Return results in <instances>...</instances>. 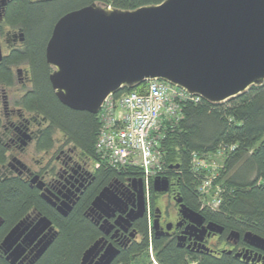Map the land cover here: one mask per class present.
I'll return each mask as SVG.
<instances>
[{
	"label": "flooded vegetation",
	"instance_id": "flooded-vegetation-1",
	"mask_svg": "<svg viewBox=\"0 0 264 264\" xmlns=\"http://www.w3.org/2000/svg\"><path fill=\"white\" fill-rule=\"evenodd\" d=\"M66 1L0 0V181L20 182L35 198L19 221L31 227L42 216L49 219L51 243L62 224L77 222L78 264L95 243L84 264H94L109 245L118 250L109 264L126 255L132 259L134 248L144 240V225L146 252L154 264L157 254L166 251L175 252L185 264L222 256L242 264H264V250L245 239L249 230L241 221L228 216L219 220L212 214L216 210L205 212L196 203H187L177 165H169L160 175L168 180L165 191L145 189L140 171L113 172L71 137L68 111L58 104L49 78L53 67L46 59L56 21L78 9L64 11ZM47 233L51 231L44 230L26 246L25 255L30 257Z\"/></svg>",
	"mask_w": 264,
	"mask_h": 264
},
{
	"label": "water",
	"instance_id": "water-1",
	"mask_svg": "<svg viewBox=\"0 0 264 264\" xmlns=\"http://www.w3.org/2000/svg\"><path fill=\"white\" fill-rule=\"evenodd\" d=\"M46 59L57 99L73 110L97 114L121 88L153 79L208 102H225L264 83V0H162L132 10L92 2L56 21ZM167 186V178H153V190ZM3 222L0 216V227ZM46 229L51 233L25 255L26 246ZM53 237L46 217L31 227L21 220L3 237L0 251L10 264H34ZM245 239L264 250V237L249 231ZM117 253L109 245L94 264H109Z\"/></svg>",
	"mask_w": 264,
	"mask_h": 264
},
{
	"label": "trees",
	"instance_id": "trees-1",
	"mask_svg": "<svg viewBox=\"0 0 264 264\" xmlns=\"http://www.w3.org/2000/svg\"><path fill=\"white\" fill-rule=\"evenodd\" d=\"M162 0H67L66 9L83 7L92 2L108 4L120 9L132 10ZM59 13V12H58ZM55 13L54 19L58 15ZM145 82L123 91H141ZM68 111V126L71 137L84 144L87 151L97 159L95 143L99 130L96 114L73 110L58 102ZM181 116L177 120L166 121L162 131L164 138L161 149L164 154L162 174L169 165L178 166L179 185L187 203L197 204L204 211L212 212L217 219L228 216L238 219L243 227L264 237V83L251 86L242 94L225 102L212 103L201 99L198 103L183 104ZM226 146L222 168L212 180L220 187V202L216 207L202 203L204 194L199 185L208 174L207 169L195 170L192 166V153L205 156ZM98 160V159H97ZM103 167H106L102 164ZM108 168V167H106ZM110 169V168H109ZM113 172H134L137 169H112ZM150 190L152 186L150 183ZM35 203L28 188L17 181H0V216L5 220L0 229V242L11 226L22 219ZM66 224V225H65ZM61 225L59 236L34 264H78L81 244L78 238V224L71 221ZM144 240L133 250L132 259L126 256L117 264H148L146 252L147 227L142 230ZM173 251L158 253L156 264H185ZM0 264H10L0 251ZM197 264H242L228 257H204Z\"/></svg>",
	"mask_w": 264,
	"mask_h": 264
},
{
	"label": "built area",
	"instance_id": "built-area-1",
	"mask_svg": "<svg viewBox=\"0 0 264 264\" xmlns=\"http://www.w3.org/2000/svg\"><path fill=\"white\" fill-rule=\"evenodd\" d=\"M201 99L161 79L146 81L141 91L110 95L96 114L100 123L95 143L98 162L115 170L137 169L148 189L149 180L162 173L164 133L159 132L160 128L166 121L180 118L183 104ZM226 149L222 146L205 156L192 153L193 168L207 169L209 174L199 185L200 193L208 195L212 180L223 166ZM216 196L217 191L211 200L213 205L220 202Z\"/></svg>",
	"mask_w": 264,
	"mask_h": 264
},
{
	"label": "rangeland",
	"instance_id": "rangeland-1",
	"mask_svg": "<svg viewBox=\"0 0 264 264\" xmlns=\"http://www.w3.org/2000/svg\"><path fill=\"white\" fill-rule=\"evenodd\" d=\"M162 128H163V126H162ZM162 128H160V130H159V132L160 133H164L163 131H162ZM163 158H164V156H163ZM164 162H165V160H163V162H162V170H163V166H164ZM212 175H213V172H212ZM213 182V181H212ZM212 182H211V184H210V187H209V193H208V195L206 196L205 195V197L202 199L203 200V204L204 203H206V202H209L210 204H211V206H213V207H216L217 206V204H215V205H213L212 203H211V200L214 198V196H215V193H216V191H217V195L218 196H216V197H219L220 196V187L218 186V185H213L212 184ZM148 187L150 188V183L148 184ZM148 264H154L153 262H149Z\"/></svg>",
	"mask_w": 264,
	"mask_h": 264
}]
</instances>
